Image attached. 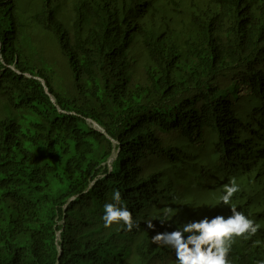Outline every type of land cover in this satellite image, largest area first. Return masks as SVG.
Wrapping results in <instances>:
<instances>
[{"label": "trees", "instance_id": "1", "mask_svg": "<svg viewBox=\"0 0 264 264\" xmlns=\"http://www.w3.org/2000/svg\"><path fill=\"white\" fill-rule=\"evenodd\" d=\"M117 190L139 230L104 227ZM231 206L257 264L264 0H0V264H176L151 238Z\"/></svg>", "mask_w": 264, "mask_h": 264}, {"label": "clouds", "instance_id": "2", "mask_svg": "<svg viewBox=\"0 0 264 264\" xmlns=\"http://www.w3.org/2000/svg\"><path fill=\"white\" fill-rule=\"evenodd\" d=\"M41 82L44 81L41 80ZM87 121L93 127L100 129L93 120L87 119ZM240 191V185L233 179L229 185H224V194L219 198V202L231 205L233 196ZM112 200V203L104 205L102 216L104 227L120 225L129 232L134 228L139 230L140 223L133 219L131 211L121 205L120 191H114ZM172 212L170 207L164 208L159 218L160 222L163 224L171 221ZM230 212L231 214L227 217L205 216L199 220L188 221L174 231L156 234L151 241L158 247L171 249L174 252L176 264H231L229 253L232 246L239 240L246 241L255 236L260 225L238 211L235 206L230 207ZM146 224L149 229L155 227L152 221H147ZM257 264H264V260L258 261Z\"/></svg>", "mask_w": 264, "mask_h": 264}]
</instances>
